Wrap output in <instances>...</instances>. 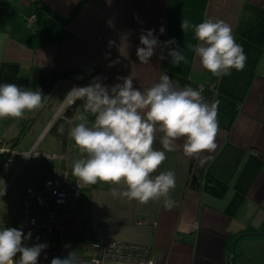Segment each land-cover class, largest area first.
Wrapping results in <instances>:
<instances>
[{"label": "crops", "instance_id": "1", "mask_svg": "<svg viewBox=\"0 0 264 264\" xmlns=\"http://www.w3.org/2000/svg\"><path fill=\"white\" fill-rule=\"evenodd\" d=\"M31 13L36 18L32 26L27 21ZM208 18L231 25L247 57L242 71L232 69L231 75L217 78L202 68L190 47L199 43L194 30L184 33L180 23ZM148 30L161 46L142 64L136 48L142 46L140 34ZM173 38L187 63L173 66L169 48L163 47ZM122 42L128 44L126 55L123 48L119 51ZM162 52L163 60L158 58ZM130 74L133 87L142 91L166 74L181 87H202L208 102L218 99L216 148L188 157L182 147L168 152L160 143L163 134H157L153 148L164 151L166 159L151 176L175 173L171 208L164 206L163 197L141 204L113 196L111 188L123 189V181H98L71 203L74 210L105 223L112 239L146 245L157 264H230V258L232 264H264V0H3L0 84L40 89L45 95L40 109L25 111L19 119H0L2 134L12 133V138L0 137V148H9L13 134L21 133L11 153L12 162L21 160L13 179L39 170L25 171L32 159H60L62 171L54 163L45 180L66 172L75 180L68 155L78 147L70 144L69 133L78 115H88L89 122L94 116L84 112L80 99L68 113L74 101L68 91L96 79L112 86ZM49 135L57 142L45 140ZM183 142L181 138L177 144Z\"/></svg>", "mask_w": 264, "mask_h": 264}, {"label": "clouds", "instance_id": "2", "mask_svg": "<svg viewBox=\"0 0 264 264\" xmlns=\"http://www.w3.org/2000/svg\"><path fill=\"white\" fill-rule=\"evenodd\" d=\"M180 28L184 33L190 28L194 30L199 43L190 47L202 68L214 77L222 78L231 75L232 69L242 71L245 68L247 57L243 46L236 43L232 27L225 21L208 18L193 24L185 19ZM139 41L142 46L136 48V57L140 63L148 64L161 42L153 30L141 33ZM175 45L174 38L163 42V47L169 48L168 56L173 66L187 63L183 50ZM121 48L124 49L121 54L126 55L127 42L121 43L119 51ZM158 58L165 59L163 52ZM118 79L122 83L107 86L96 79L68 91L73 100L84 101L85 113L94 116L89 122L88 115H78L76 119L81 123L69 133L83 154V158L73 162L72 175L89 185L98 181L120 185L123 181L126 186L123 189L111 188L113 196L141 204L163 197L164 206L171 208L174 201L169 192L176 185L175 173L169 170L151 176L166 159L164 151L153 148L157 134H163L159 137L160 143L168 152L182 147L185 155L193 157L202 151L214 150L219 130V100L208 102L202 95V87H181L166 74H161L158 82L144 91L133 87L131 74ZM44 101L45 95L40 89L33 91L15 83L0 84V119L22 118L25 111L43 107ZM58 131L63 133V128ZM181 138L184 142L178 145ZM4 194L0 189V196ZM29 238L17 228L0 230V264H38L47 245L27 246L25 241ZM18 253L19 259L14 260ZM50 264L79 262L76 253L70 251L63 258H52Z\"/></svg>", "mask_w": 264, "mask_h": 264}, {"label": "built area", "instance_id": "3", "mask_svg": "<svg viewBox=\"0 0 264 264\" xmlns=\"http://www.w3.org/2000/svg\"><path fill=\"white\" fill-rule=\"evenodd\" d=\"M27 17L32 26L35 14ZM30 154L34 152H25L24 158ZM88 185L78 178L71 180L66 172L45 180L37 190L31 187L25 190L20 201L19 230L30 236L25 244L47 245L38 264H50L52 258H63L70 251L76 253L79 264H157L146 245L112 239L105 223L74 210L71 203Z\"/></svg>", "mask_w": 264, "mask_h": 264}, {"label": "rangeland", "instance_id": "4", "mask_svg": "<svg viewBox=\"0 0 264 264\" xmlns=\"http://www.w3.org/2000/svg\"><path fill=\"white\" fill-rule=\"evenodd\" d=\"M74 124L72 125V128L74 126H76V124H78L77 119L73 122ZM1 125V124H0ZM28 124H26V126H20L21 129H23L24 127H29L27 126ZM1 128V126H0ZM14 133L13 138H18L20 137V134ZM0 137H4L6 139L8 138H12V133L9 134H2V132L0 131ZM13 139L12 143L10 142L11 140H6L7 142H10L9 144H13L15 141ZM26 139V137H25ZM25 139L23 141H25ZM47 139H51L54 140V142L56 139H54V137H52V135H49ZM74 141H72L70 144L73 145ZM47 152V151H46ZM49 154L53 153L51 150L48 151ZM69 162H68V167L70 168L71 172H72V167H73V162L77 159L83 158V154L81 153L79 148H73L71 149L69 155ZM14 162H12V160L7 164L4 165L3 168L0 171V189H3L5 194L0 196V230H3L4 227H12V228H16L17 222H22L21 220V212L22 209L20 208V201L22 200L21 198L23 197V194L25 192V190L27 189V187H31L34 190H37L43 183V181L46 179V174L49 172L48 170H50L52 168V165L55 163V161H53L52 159L50 160H41V159H32L31 161H29V163L27 164L25 171L27 169H31V171H27L28 173H34L35 171H38L34 174H32V177H23L22 173L21 175H18L14 177L13 179V174H14V170L16 169V167H18V165L20 164L21 160H18V157L13 158ZM60 164L61 161L60 159L53 165L54 167L57 166V170H60ZM34 167V168H33ZM35 170V171H34ZM52 176V178H58L59 175L55 174V175H50V177ZM40 177H43L42 181H39ZM48 177V176H47ZM39 181V184L35 185V184H29L30 181ZM9 182V184H7V182ZM22 194V195H21ZM27 246H30V244H26ZM19 259V253L17 254L16 257H14V260Z\"/></svg>", "mask_w": 264, "mask_h": 264}, {"label": "water", "instance_id": "5", "mask_svg": "<svg viewBox=\"0 0 264 264\" xmlns=\"http://www.w3.org/2000/svg\"><path fill=\"white\" fill-rule=\"evenodd\" d=\"M13 145H10L9 148H0V171L3 168L4 165H7L11 160H12V156L11 153L13 151ZM74 147V146H72ZM230 264H232L233 260L232 258H230Z\"/></svg>", "mask_w": 264, "mask_h": 264}, {"label": "trees", "instance_id": "6", "mask_svg": "<svg viewBox=\"0 0 264 264\" xmlns=\"http://www.w3.org/2000/svg\"><path fill=\"white\" fill-rule=\"evenodd\" d=\"M79 104V99H76L72 102V104H70L68 107H67V112L68 113H73L75 110H76V107L77 105ZM52 132H54L56 129L54 127L51 128ZM1 143H0V147H1Z\"/></svg>", "mask_w": 264, "mask_h": 264}]
</instances>
